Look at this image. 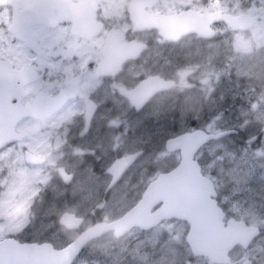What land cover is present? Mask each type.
<instances>
[{
    "label": "flooded vegetation",
    "instance_id": "1",
    "mask_svg": "<svg viewBox=\"0 0 264 264\" xmlns=\"http://www.w3.org/2000/svg\"><path fill=\"white\" fill-rule=\"evenodd\" d=\"M130 2L131 0H0V64L7 67H0V73H5L10 84L14 82V85H19V80L9 77L7 70L34 72V77H25L20 86L23 91L17 100L20 106L30 104L37 93L42 96V101L38 102L40 105L44 98H55L58 102L57 108L45 119L29 116L20 118L15 123L14 130L21 137L0 147V154L17 148L22 166L20 207H23L26 214L23 226L8 235H0V238L12 237L18 242H49L53 248H60L84 228L97 222L118 219L137 202L146 186L157 175L176 165L178 151H166V140L193 130L208 132L203 129V122L207 123L213 108L202 114H195L194 111L193 118L188 113L183 120L178 118V112L168 113L171 109L180 110L184 96L190 91L186 83L189 80H194V84L198 82L195 77L197 72L190 66L196 56L187 55L185 47L214 43L218 41V29L226 27L234 37L233 44L244 49L240 36L255 25L256 18L248 12L235 13L222 7L202 10L201 5L196 2L181 6V3L175 1L176 6L170 9L171 4L166 3V0H136L130 16L127 11ZM187 10L221 12L231 16L248 13L255 19V23L247 30H231L222 21H216L208 26L211 30L209 38L181 34L174 40L163 38L159 34L160 29L151 24L152 17L176 15ZM108 41L111 44L109 52L115 58L111 62H102L101 52ZM125 44L128 45L123 49ZM126 53L131 56L119 62L117 55ZM146 80L162 87L144 99L135 100V96L129 99L130 94ZM191 89L198 91L196 86ZM220 93L225 94V90L215 89L211 97H217L215 94ZM14 102L15 99L9 100V103ZM233 103V99L224 96L217 103L216 110H224L226 105ZM28 124L37 125L36 143L24 129ZM261 126L248 139L235 129H226L234 131L228 134L233 135L228 139L232 145L243 142L256 147L263 132ZM18 127L22 129L17 130ZM225 136L206 141L194 154L200 174L208 178L213 187L215 179L205 175L207 172L203 169L200 152L207 144L225 140ZM160 154H164L169 160L164 167L155 164ZM30 155L38 161L29 162L26 157H31ZM129 156L133 157L131 162L112 175V163ZM50 158H53L54 163L44 169L46 159ZM43 174L47 176L44 185L41 182ZM82 174H89V183L97 194L93 204L86 205L82 213H72L67 207L74 202V196H70V192L75 178ZM64 177H67L66 181ZM4 183L5 179L0 181V188ZM120 193L129 201L128 205L119 213L106 214V201L112 195ZM62 200H66L67 205L63 207L67 209L51 214L49 218L46 214L54 211ZM155 207L156 205H152L149 212ZM62 214L80 218V225L69 229L60 224L59 217ZM224 218L229 217L224 213ZM50 220L66 231L67 235H73L71 239L56 243L47 235H59L58 232L54 234L45 231L43 235L38 225ZM28 224H35V228ZM150 229L131 228L119 237H114L108 231L88 241L70 264H92L84 259L80 260V257L87 246L99 238L110 234L121 239L133 231L144 233ZM257 236L259 235L251 240ZM250 241L245 247L234 245L228 251L229 259L225 264L233 263V251L237 248L246 249L250 246Z\"/></svg>",
    "mask_w": 264,
    "mask_h": 264
},
{
    "label": "rangeland",
    "instance_id": "2",
    "mask_svg": "<svg viewBox=\"0 0 264 264\" xmlns=\"http://www.w3.org/2000/svg\"><path fill=\"white\" fill-rule=\"evenodd\" d=\"M175 1L181 6L196 2L202 10L222 7L235 13L248 12L256 18L255 25L240 36L244 49L233 44L234 37L226 27L218 29V41L214 43L193 47L186 45L187 55L196 56L190 66L197 72L195 77L198 82L194 84V80H189L186 87L190 91L184 96L180 110L168 111L178 112V118L183 120L188 113L193 118L194 111L195 114H202L213 108L207 123L203 122V129L212 133L235 129L245 135V139L250 138L260 129L264 117V0H166L171 4L170 9L176 6ZM192 86H196L198 91L191 89ZM215 89H223L225 94L211 97ZM224 96L233 99L234 103L226 105L224 110H216L217 103ZM24 129L36 143L37 125L28 124ZM159 156L155 164L164 167L169 160L164 154ZM200 156L203 169L207 172L205 175L215 179L216 201L226 216L259 229V236L250 241V246L233 251L231 264H264V131L256 147L243 142L232 145L231 140L226 139L207 144ZM45 163L44 169L54 160L46 159ZM21 167L17 148L0 154V181L5 179L4 186L0 188V235L13 233L26 223L25 211L20 207ZM88 175L75 178L70 192L74 202L70 203V207L66 200L60 201L54 211L46 214L49 218L51 214L67 209L63 205H67L72 213H82L86 205L93 204L97 191L90 185ZM46 179L43 174L42 185ZM128 203L122 193L112 195L106 201L105 213H119ZM28 225L35 228V224ZM38 228L43 235L45 231L58 232L59 235H47L56 243H64L73 236L67 235L51 220L42 221ZM186 232L184 222L167 219L147 232L133 231L121 239L109 234L89 244L80 260L92 264H211L206 257L191 255L184 239Z\"/></svg>",
    "mask_w": 264,
    "mask_h": 264
},
{
    "label": "water",
    "instance_id": "3",
    "mask_svg": "<svg viewBox=\"0 0 264 264\" xmlns=\"http://www.w3.org/2000/svg\"><path fill=\"white\" fill-rule=\"evenodd\" d=\"M135 1L131 0L127 8L130 16ZM131 21L134 24L133 18ZM150 21L160 29L159 34L167 40H174L181 34H195L199 38H209L211 30L208 26L216 21H222L231 30H247L255 23V19L248 13L231 16L221 12L206 13L191 10L176 15H159L150 18ZM110 45L108 41L103 46L102 62H111L112 58H115L109 52ZM126 45L128 44H125L123 49L127 47ZM28 47L33 50L30 45ZM128 54L117 55L118 61L121 62L131 56ZM0 67L7 68L5 64H0ZM7 73L9 77L19 80L20 84L14 85V82L10 84L5 73H0V147L21 137L14 130V125L20 118L29 116L42 120L58 106L55 98L54 100L44 98L40 105L38 103L42 101L40 93H37L27 106H20L17 101L23 94L20 86L25 77L33 78L34 72L7 70ZM159 87L162 85L156 86L146 80L130 96H126H129V99L133 96L135 100L144 99ZM11 99H15V102L9 103ZM261 130L264 131V117ZM231 132L234 131L209 133L193 130L166 140V151H178L179 159L176 165L169 171L157 175L146 186L137 202L118 219L94 223L60 248H53L49 242H18L12 237L0 238V264H70L79 250L99 235L111 231L114 237H119L131 228L148 230L167 219H176L187 225L184 239L193 256L206 257L213 263H227L228 251L237 244L245 247L252 237L259 234V229L233 217L224 218V212L215 200L214 187L208 178L200 174L194 154L206 141L216 140ZM30 156L26 157L29 162L38 161ZM132 158L129 156L114 161L110 166L112 175L124 169ZM64 180L66 181L67 177H64ZM152 205L156 207L149 212ZM59 223L69 229H75L80 225L81 219L72 214H62Z\"/></svg>",
    "mask_w": 264,
    "mask_h": 264
},
{
    "label": "trees",
    "instance_id": "4",
    "mask_svg": "<svg viewBox=\"0 0 264 264\" xmlns=\"http://www.w3.org/2000/svg\"><path fill=\"white\" fill-rule=\"evenodd\" d=\"M230 137H233V135H227V137L225 138V140L228 139V138H230Z\"/></svg>",
    "mask_w": 264,
    "mask_h": 264
}]
</instances>
